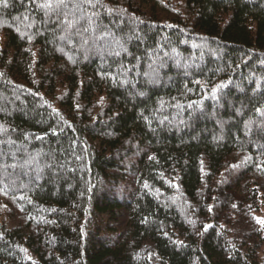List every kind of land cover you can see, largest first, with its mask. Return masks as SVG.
Returning a JSON list of instances; mask_svg holds the SVG:
<instances>
[{"label": "trees", "instance_id": "1", "mask_svg": "<svg viewBox=\"0 0 264 264\" xmlns=\"http://www.w3.org/2000/svg\"><path fill=\"white\" fill-rule=\"evenodd\" d=\"M43 2L0 6V264H264V0Z\"/></svg>", "mask_w": 264, "mask_h": 264}, {"label": "snow or ice", "instance_id": "2", "mask_svg": "<svg viewBox=\"0 0 264 264\" xmlns=\"http://www.w3.org/2000/svg\"><path fill=\"white\" fill-rule=\"evenodd\" d=\"M86 2L91 3V0H86ZM0 6L7 8L9 6V0H0ZM41 9L46 10L47 12H63L64 13V22L71 28L75 25L76 20L75 19H68L69 16H75L74 11H65L68 9H74V10H81V6L78 4H69L68 0H44L43 3L38 5ZM19 31V29H17ZM105 35H108L107 33ZM0 75H3L0 73ZM224 85H220L218 87H223ZM258 112H261V115H264V110L257 109ZM0 130L2 129V126H0ZM250 159V158H249ZM235 167V166H234ZM147 187V185H145ZM2 191V190H0ZM5 195H7V192H4ZM209 211H211V207L209 208ZM259 223L264 224V219L256 218ZM211 227V225L207 226Z\"/></svg>", "mask_w": 264, "mask_h": 264}]
</instances>
